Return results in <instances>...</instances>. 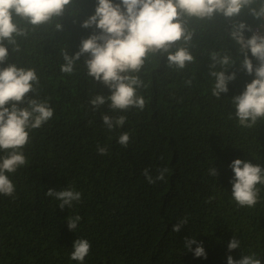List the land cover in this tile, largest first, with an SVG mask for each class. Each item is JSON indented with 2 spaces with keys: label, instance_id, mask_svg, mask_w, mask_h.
Wrapping results in <instances>:
<instances>
[{
  "label": "trees",
  "instance_id": "trees-1",
  "mask_svg": "<svg viewBox=\"0 0 264 264\" xmlns=\"http://www.w3.org/2000/svg\"><path fill=\"white\" fill-rule=\"evenodd\" d=\"M22 1L0 0V26L13 34L19 30L9 19L19 14ZM93 1L75 0L60 25L22 26L14 40L8 64L38 69L42 81L31 101L49 102L55 119L33 137L18 194L0 196V264H72L69 211H60L49 195L68 186L75 230L93 246L86 264H214L185 256L184 240L191 237L206 249L211 243L245 252L264 249V107L258 104L264 97H232L242 83L252 86L241 65L254 54L252 27L259 18L252 12L264 0L243 5L242 16L238 8L205 0H103L94 9ZM151 5L157 15L170 16L154 29L163 43L146 49L141 40L140 48L124 47L122 35L108 27L110 38L86 60L89 75L80 62L69 76L59 72L62 57L74 52L82 34L79 22L92 10L110 23ZM226 19L237 28L228 35L232 21ZM154 30L139 33L145 39ZM104 58L117 71L107 88L93 80ZM128 60L131 68L123 65ZM11 65L0 73V106L6 84L18 76L19 68ZM223 77L241 83L216 98L212 91ZM141 84L148 109L120 113ZM121 132L129 148L117 145ZM24 144L0 111V192L15 180ZM236 165L250 167L252 184H235ZM176 223L179 233L172 231ZM256 256L252 264H264V251Z\"/></svg>",
  "mask_w": 264,
  "mask_h": 264
},
{
  "label": "clouds",
  "instance_id": "clouds-1",
  "mask_svg": "<svg viewBox=\"0 0 264 264\" xmlns=\"http://www.w3.org/2000/svg\"><path fill=\"white\" fill-rule=\"evenodd\" d=\"M103 0H94L92 6L93 9L101 3ZM210 5L224 6L238 8L236 11L242 16L243 12L241 7L248 4L252 0H205ZM75 0H23L19 6L22 9L19 10L17 16H10L9 21L19 30L18 34H13L0 26V73L10 72L8 70V64L11 62V56L13 54L14 40L21 33L20 28L22 26H28L30 28H41L45 27L44 24L52 26L60 25V20L67 17L72 11V5ZM155 5L148 6L145 11L142 9L134 12L132 9L129 12L119 14L112 22L106 23L99 18L92 10L91 13L87 14L80 22L79 27L82 31L81 36L78 39L76 48L72 53H66L60 62L59 72L69 76L75 71L76 63L82 64L86 76L89 75V69L87 61L94 57L101 45L110 38V33H106V28L111 27L117 31L119 35H122L124 41V47L130 46L139 47L138 43L142 40V47L148 48L152 44V49L157 45L163 43L162 37L155 32V28L168 23L170 16L167 14L157 15L155 12ZM202 11L204 8H201ZM235 11V12H236ZM215 10L210 11L208 18ZM259 21L252 27L251 36V49L254 52L253 55L248 56L245 62L242 63L241 68L245 71L246 80L252 83L249 86L246 82L242 83L240 89L234 94L235 99L238 98H251L256 100L257 97H264V7L260 10L252 12ZM258 13V15H256ZM239 16V17H241ZM238 17V18H239ZM206 18L201 21H206ZM237 18V19H238ZM226 21H232L229 19ZM178 23V19H177ZM228 31L225 35L233 30L237 29L235 23L232 21L226 24ZM62 29V28H61ZM59 29V30H61ZM139 29L143 31H153V34L142 39ZM39 30V29H36ZM243 43V41L241 42ZM240 43V44H241ZM127 45V46H126ZM99 59V56H96ZM88 59V60H87ZM87 60V61H86ZM127 63V64H126ZM123 63L127 68H131L130 60ZM14 66L13 71L17 68L18 76L16 80L12 79L6 84L7 93L3 103L0 106V111L5 114L7 121L13 129L19 132L25 138V144L23 151L19 158L18 164L15 170V180L12 179L11 186L0 192V196L4 198H14L18 194L19 181L18 177L24 173L30 165V147L33 141L35 133L50 124L55 117H53V110L48 106L47 101L42 103L35 100L31 101V97H38L39 89H36L38 82L42 81L40 72L37 68L30 64H22L21 67L18 64ZM170 69L179 70L185 67L179 65H169ZM117 71L114 70L110 64L109 59L104 58L96 64L93 71V80L101 83L105 88L108 87L110 82H114ZM241 83L237 79L229 78L226 82L225 77L216 81L215 93L212 91L214 97L219 98L220 93L227 95L232 88L236 87ZM104 99V98H103ZM122 101H119L120 104ZM261 107H264V103H258ZM149 107L147 102L145 88L141 84L133 96L132 100L127 104L119 107L120 113H126L132 111V113H143ZM104 121L113 120L106 117ZM119 131L123 129L118 126ZM129 137L125 132H121L116 138V143L119 142L121 148H129ZM235 171V170H234ZM251 169L247 165H236V185L240 187V184H252V173ZM1 180V173H0ZM264 189V186H261ZM70 186L50 190L49 195L53 197L58 205L60 211H69L65 217V230L71 235V243L67 253L68 261L72 264H86L92 256V242L78 234L75 230L76 218L75 213L72 210L70 192L73 191ZM249 186H246V191ZM75 191V190H74ZM81 193V192H80ZM81 195V194H80ZM74 201L78 199L79 194L75 191ZM81 201V196L78 199ZM261 197H259L260 203ZM181 230L178 223L172 226V231L179 233ZM1 247V237H0ZM235 249V245H231L230 248L219 247L217 243H211L206 249L201 246V240L198 238H186L184 240V253L185 256L191 260L207 261L214 264H252V260L257 257L256 255L262 253L264 249L259 252H245L238 248Z\"/></svg>",
  "mask_w": 264,
  "mask_h": 264
},
{
  "label": "bare ground",
  "instance_id": "bare-ground-1",
  "mask_svg": "<svg viewBox=\"0 0 264 264\" xmlns=\"http://www.w3.org/2000/svg\"><path fill=\"white\" fill-rule=\"evenodd\" d=\"M116 33V32H115ZM74 49V48H73ZM87 91V90H86ZM85 98V97H84ZM71 102V101H70Z\"/></svg>",
  "mask_w": 264,
  "mask_h": 264
}]
</instances>
